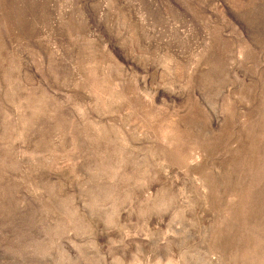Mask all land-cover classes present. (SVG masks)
Instances as JSON below:
<instances>
[{"label": "rangeland", "instance_id": "374dc122", "mask_svg": "<svg viewBox=\"0 0 264 264\" xmlns=\"http://www.w3.org/2000/svg\"><path fill=\"white\" fill-rule=\"evenodd\" d=\"M0 264H264V0H0Z\"/></svg>", "mask_w": 264, "mask_h": 264}]
</instances>
